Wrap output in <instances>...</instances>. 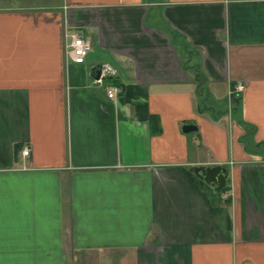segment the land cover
<instances>
[{"label":"crops","instance_id":"0c3cea01","mask_svg":"<svg viewBox=\"0 0 264 264\" xmlns=\"http://www.w3.org/2000/svg\"><path fill=\"white\" fill-rule=\"evenodd\" d=\"M0 264H264V0H0Z\"/></svg>","mask_w":264,"mask_h":264},{"label":"built area","instance_id":"2783aa9c","mask_svg":"<svg viewBox=\"0 0 264 264\" xmlns=\"http://www.w3.org/2000/svg\"><path fill=\"white\" fill-rule=\"evenodd\" d=\"M70 48V56L74 63L83 64L86 61V58L91 51V42L88 38L81 36L80 34H73L71 36V42L69 45ZM116 75V70L110 64H103L101 76L99 79H96L95 82L97 84H103L106 78L112 77ZM239 90H243V85H238ZM117 88H114L111 92H109V97L112 98L116 92ZM29 149L24 151V156L29 155Z\"/></svg>","mask_w":264,"mask_h":264},{"label":"water","instance_id":"95a60500","mask_svg":"<svg viewBox=\"0 0 264 264\" xmlns=\"http://www.w3.org/2000/svg\"><path fill=\"white\" fill-rule=\"evenodd\" d=\"M102 65H98L95 70V78L99 79L101 76ZM184 132L190 133L196 131L197 127L193 125H185L183 128ZM193 170L197 176L205 180L208 184L224 188L227 185L226 178L228 170L225 166L221 164H216L212 166H195Z\"/></svg>","mask_w":264,"mask_h":264},{"label":"trees","instance_id":"16d2710c","mask_svg":"<svg viewBox=\"0 0 264 264\" xmlns=\"http://www.w3.org/2000/svg\"><path fill=\"white\" fill-rule=\"evenodd\" d=\"M111 79V78H110ZM109 78H108V80H110ZM219 189H221V190H223V191H226L228 188H227V186H225L224 188H219Z\"/></svg>","mask_w":264,"mask_h":264}]
</instances>
